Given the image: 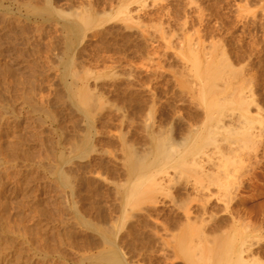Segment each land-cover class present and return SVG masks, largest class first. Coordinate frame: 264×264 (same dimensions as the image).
<instances>
[{
  "label": "rangeland",
  "instance_id": "374dc122",
  "mask_svg": "<svg viewBox=\"0 0 264 264\" xmlns=\"http://www.w3.org/2000/svg\"><path fill=\"white\" fill-rule=\"evenodd\" d=\"M225 97L246 105L223 123L254 129L246 145L220 136L203 159L227 189L203 192V212L192 175L165 169L153 203L122 206L129 153L148 154L154 134L186 138ZM0 162V225L47 264H92L82 257L104 234L127 264H187L173 251L186 223L177 200L205 224L195 249L235 225L244 258L264 264V0H0Z\"/></svg>",
  "mask_w": 264,
  "mask_h": 264
},
{
  "label": "bare ground",
  "instance_id": "6f19581e",
  "mask_svg": "<svg viewBox=\"0 0 264 264\" xmlns=\"http://www.w3.org/2000/svg\"><path fill=\"white\" fill-rule=\"evenodd\" d=\"M191 54L192 56L194 55L193 50ZM191 62H193L194 65H200V60L196 56L192 57ZM208 65L209 64H207V66ZM210 76L212 77L213 74ZM212 80L213 79L200 86L199 100L202 103L211 100L210 98L213 96ZM229 104L234 108L229 110L230 108H227ZM245 105L246 102L240 98L235 101L226 97L220 101L218 99L215 100V102L210 101L207 106L206 122L203 123L201 128L190 131L186 138L181 139L176 137L174 140L170 136L166 137L162 134L155 136L154 134L152 139L153 145L148 154L145 156H137L130 152V160L124 164L128 169V180L124 186L119 188L121 190V205L135 208L147 201L153 203L155 195L159 192H163L162 190L166 181L161 173L165 169H171L175 172L174 179L180 178L184 173L192 175V180L194 182L192 186L194 187L198 199V205L201 210L205 212V206L208 200L201 197V195H204L203 192L209 191L211 187H215L220 191L226 190L227 188L220 182L219 175H212L210 169L205 168L203 159L210 158L208 155L209 147L218 149L217 143L220 136H224V139L230 136L239 137V142L243 143V145L251 142L254 129L250 119L244 120L240 130L232 129L223 123V117L234 115L235 111L243 113L245 111ZM93 108L95 109V106H93ZM89 116L90 115H86L87 120H89ZM240 117H242V115L238 118ZM192 119L196 121L195 118ZM251 125L252 127H250ZM91 126L92 125H88L87 128ZM177 127L178 134H181L182 131H186V128L182 125L177 124ZM84 147V143L81 142L80 148L83 149ZM63 158L64 157H61V160ZM1 166L2 162H0V168ZM51 171L58 175L63 187L67 186L66 179L61 175L56 166H52ZM168 181H172V179ZM177 204L178 209L183 212L186 221L185 226L179 228L181 233L179 238H174L173 240V251L177 257H181L187 264H251V259L244 258V254L249 250L248 241L245 237L246 232L242 233V235H237L235 225H233V231L236 232L233 237L216 244L213 249H211V246L207 247L208 244L205 245L206 239H203V241L205 240L204 245L207 248L206 250H208L209 247L211 249L207 252V254H210L207 255L203 250H199L198 248L195 249V245L192 246V242H189L191 239L189 236L194 234V236L198 235L199 238L201 235L202 237L206 235L204 233L205 224L190 222L189 203H187V201L177 200ZM225 212L230 214L228 207H225ZM102 215L104 217L105 214ZM102 215L99 218L105 220V217L103 219ZM75 218L78 220L77 217ZM201 222H203V220H201ZM82 224H85L87 228H93L91 222L87 220H85V223L82 222ZM109 233L112 232L109 231ZM23 237L24 235H20L19 239L11 236L9 237L4 227L0 225V264H47V257L50 253L45 251L40 254V256H32L26 253L23 246L26 242H22ZM100 240L104 245L103 250L96 255H84L82 257L83 260L92 264H127L114 240L107 237L105 234L102 235ZM194 242L196 243V240Z\"/></svg>",
  "mask_w": 264,
  "mask_h": 264
}]
</instances>
